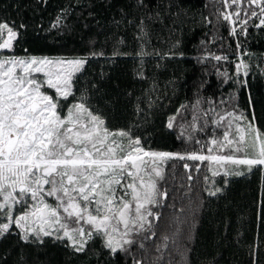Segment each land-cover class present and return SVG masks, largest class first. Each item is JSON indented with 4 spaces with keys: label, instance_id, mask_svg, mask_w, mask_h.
I'll return each instance as SVG.
<instances>
[{
    "label": "trees",
    "instance_id": "16d2710c",
    "mask_svg": "<svg viewBox=\"0 0 264 264\" xmlns=\"http://www.w3.org/2000/svg\"><path fill=\"white\" fill-rule=\"evenodd\" d=\"M261 19L249 0H0V23L18 33L9 55L86 61L62 111L83 101L145 150L179 155L208 154L202 145L224 131L211 123L217 113L255 118L264 133ZM161 168L157 187L167 197L149 206L159 219L148 217L151 228L124 250L112 253L100 236L81 252L66 239L25 242L13 225L0 237V264H264L261 167L212 176L208 161L174 158Z\"/></svg>",
    "mask_w": 264,
    "mask_h": 264
},
{
    "label": "snow or ice",
    "instance_id": "6c2138e0",
    "mask_svg": "<svg viewBox=\"0 0 264 264\" xmlns=\"http://www.w3.org/2000/svg\"><path fill=\"white\" fill-rule=\"evenodd\" d=\"M249 3L264 15V0ZM224 19L229 20V15ZM258 26H264V19ZM17 35L12 26L0 23V50H11ZM85 63L0 55V237L14 225L25 242L30 237L40 243L44 237L66 239L81 252L89 240L100 236L104 247L116 253L132 244L129 237L145 231V224L151 228L148 217L159 219L149 206L159 203L158 196L167 197L157 187L163 178L162 162L208 161L225 168V176L244 174L233 173L228 165H245L249 172L264 167V133L255 118L245 124L242 114L217 113L218 119L211 123L224 131L222 137L202 145L207 155H179L145 150L129 131L110 130L83 101L62 111L61 101L72 95V78ZM241 68L247 65H237V71ZM174 119L170 118L168 128L174 126ZM191 127L197 130L194 123ZM225 150L226 154H219ZM210 171L213 176L220 174L218 169L210 167ZM220 191L216 188L208 194Z\"/></svg>",
    "mask_w": 264,
    "mask_h": 264
},
{
    "label": "rangeland",
    "instance_id": "374dc122",
    "mask_svg": "<svg viewBox=\"0 0 264 264\" xmlns=\"http://www.w3.org/2000/svg\"><path fill=\"white\" fill-rule=\"evenodd\" d=\"M5 38H7V34H6V32H5ZM10 50H0V55H3V56H12V55H9L8 54V52H9ZM29 57H33V56H25L24 58H29ZM34 57H38V58H44V57H39V56H34ZM47 58H50V59H68V60H72V59H83L84 60V58H81V57H47ZM67 111V110H66ZM65 111V112H66ZM248 121H244V123L246 124ZM234 127H235V125H234ZM213 154H217V153H213ZM220 154V153H219ZM160 167H161V165H160ZM210 167L213 169V170H217L218 169V171H219V173L220 174H223L224 173V171H225V168H223V167H220V166H218V165H216V164H211L210 165ZM228 167V169L230 170V171H232V172H235V171H239V167L240 166H232V165H228L227 166ZM262 168V170L264 171V167H261ZM210 173L212 174V171H210ZM213 176V175H212ZM49 202L50 203H55L54 201H52V200H49Z\"/></svg>",
    "mask_w": 264,
    "mask_h": 264
}]
</instances>
